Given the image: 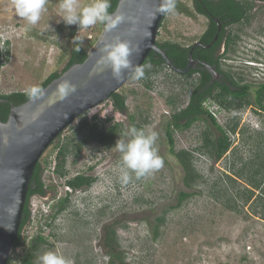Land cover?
I'll return each mask as SVG.
<instances>
[{
  "label": "rangeland",
  "instance_id": "374dc122",
  "mask_svg": "<svg viewBox=\"0 0 264 264\" xmlns=\"http://www.w3.org/2000/svg\"><path fill=\"white\" fill-rule=\"evenodd\" d=\"M79 3L83 6L91 0H79ZM176 3L183 8L189 0H176ZM58 5L59 0H48L47 10L38 24L28 26L13 11L12 0H0V45L9 42V57L0 69V94L39 86L51 73L65 66L74 38L86 37L93 45L99 37L102 30L99 24L80 31L77 25H66L60 19ZM163 20L158 39L181 43L185 37L192 39L201 22L199 17L192 20L179 12L166 15ZM147 81L149 87L145 86ZM182 85L181 79L165 67L146 79L130 78L119 91L125 99V113L113 111L110 101H106L74 120L57 137L38 160L47 192L43 197L30 199L31 216L23 230L24 245L11 252L10 264L18 263L29 249L32 237L38 234L45 239L42 252L55 250L74 264H108L111 257L114 264H120L116 254H121L122 264H264V179L244 203L241 191L250 189L249 176L233 173L241 172L239 169L258 152L264 155V144L257 142L259 135L264 137V117L260 121V117L255 118L247 111L238 113L240 122L232 133L229 118L233 115L226 112L218 115V124L230 141V150L220 161L206 153L195 156V169L201 179L194 187L186 188L183 170L170 154L164 135L172 108H181L185 102ZM170 98L175 99L173 107L167 102ZM130 116L139 129L158 133L156 147L164 166L139 180L133 177L125 185L119 179L121 153L113 148L123 134L117 135L109 145H101L94 134L106 133L117 123L126 132ZM92 125H96L95 130L91 129ZM206 128L213 137L217 134L205 122H197L188 130H174V151L199 146L200 133ZM83 139L87 142L75 156L70 144L75 146ZM64 144L71 146L64 164L67 175L58 177L53 168L57 150ZM77 173H86L96 178V182L88 189L70 192L65 210L51 218L56 204L67 196L65 181ZM224 175L234 182H228ZM181 192L192 195L180 207L169 210L175 207ZM159 217L164 221L154 239L153 227ZM110 231L114 232L115 243L108 241ZM28 238H31L29 243Z\"/></svg>",
  "mask_w": 264,
  "mask_h": 264
},
{
  "label": "water",
  "instance_id": "95a60500",
  "mask_svg": "<svg viewBox=\"0 0 264 264\" xmlns=\"http://www.w3.org/2000/svg\"><path fill=\"white\" fill-rule=\"evenodd\" d=\"M158 3L159 0H118L112 14L124 15L134 24L122 23L112 32L102 28L82 63L72 65L45 86L41 99L11 106L6 122L0 120V264L8 263L29 182L41 155L74 120L102 105L131 78V74H126L120 81L114 80L110 70L98 63L100 48L118 37L142 49L139 56L130 57L134 65H142L149 52L154 51L168 68L176 70L156 45L159 25L165 16L156 14ZM63 80L75 84L77 91L60 100L56 86Z\"/></svg>",
  "mask_w": 264,
  "mask_h": 264
},
{
  "label": "flooded vegetation",
  "instance_id": "af4514ba",
  "mask_svg": "<svg viewBox=\"0 0 264 264\" xmlns=\"http://www.w3.org/2000/svg\"><path fill=\"white\" fill-rule=\"evenodd\" d=\"M183 8V14L192 20L199 17L201 21L192 39L185 37L182 43L173 39H158L166 15L156 36V45L176 70L168 68L166 64L165 68L183 82L186 98L178 110L187 109L191 104L195 108L199 105L207 112L212 107L219 116L222 112L232 114L229 119L232 125L237 124L236 128L241 118L238 113L244 111L253 114L255 118L260 117L262 121L264 0H189V4L183 5ZM173 44L178 45L183 53V66L180 68L174 65L177 59L173 63L169 57L174 54L170 47ZM154 54L155 59L157 56L162 59L156 52ZM184 69L187 71L182 74L177 72ZM199 87L201 89L195 93ZM229 119L224 118V121ZM185 121L189 119L181 123ZM197 122H205L218 135L215 127L202 117L193 119L187 129L175 130H188ZM194 155L197 153L194 152ZM224 155L215 161H220Z\"/></svg>",
  "mask_w": 264,
  "mask_h": 264
},
{
  "label": "trees",
  "instance_id": "16d2710c",
  "mask_svg": "<svg viewBox=\"0 0 264 264\" xmlns=\"http://www.w3.org/2000/svg\"><path fill=\"white\" fill-rule=\"evenodd\" d=\"M117 2L118 0H111V7L109 9L110 13H113V11L115 10ZM177 12L184 13V8H182V5H178V3H177ZM100 26L103 28L102 25ZM80 36L81 35H79L78 37ZM80 39H83L84 41L82 42V40ZM80 39L78 38L73 39V42L69 48L68 59H67L65 66L60 71L53 72L48 77H46V79L42 83H40L39 85L40 87L44 88L52 80L61 76L69 67H71L74 64H80L85 60L89 46L92 44H90L89 39H87L86 37H83ZM8 47H9L8 41H3L2 44L0 45V69L4 65V62L8 60V57H9ZM170 47L173 50L172 53L174 54H170L169 57L171 58L173 63L177 59V61L174 63L176 67H179V68L182 67L183 66V59H182L183 53H182L181 48H179V46L175 44L170 45ZM77 49H79V51H77ZM154 56H156V54H154L153 51L149 52L143 64L141 65V66H144L145 74L143 78L145 79L151 77V74L157 73L159 72L160 69L166 67L164 61L160 57L157 56V59H155ZM149 83L150 82L147 81L145 86L149 87ZM199 89H201V87L197 88L195 90V93H198ZM119 91L117 93H113L107 101H110V105L113 111L123 114L126 112L125 99L119 93ZM0 100H1L0 120L2 122H6L11 106L17 107L28 101L25 95V91L23 92L16 91V92H12L9 94H0ZM167 102L172 107L175 105L174 98L168 99ZM83 115L80 117H83ZM200 117L206 119V121H208L213 127H215L216 131L218 132V135H215L213 137V134L211 133V131L206 128L204 131L201 132V141H200L199 146H195L191 150H187V151L181 150V151L175 152L173 131L175 129L182 130V129L189 128L190 122L193 119L200 118ZM186 119H189V121H185L184 123H181V121L186 120ZM129 122H130L129 127L135 126L138 129L140 128L139 126L135 124L133 116L129 117ZM84 123L85 121H83L82 124ZM236 126L237 124H233V125L231 124V126L229 127L232 133L235 132ZM91 129L95 130L96 125H92ZM121 133L124 134L125 132L121 129L120 125L117 123L113 125L112 127H110L106 133L98 132L94 134V136L101 145H109L110 143H113L117 135ZM164 135L167 141V145L169 147L170 154L176 159V161L178 162V164L181 166L183 170V174H184L183 184L186 188L194 187L195 184L201 179L200 173L195 169V160H194L195 156L197 155L200 156L206 153V155H209L213 157L214 160H217L221 156H223L226 152H229L230 150V141L227 137L226 132L218 125V123L213 118V116H211L207 111L200 108L199 105H198V108H195L191 104L187 109H183V110L182 109L178 110L174 106L172 108L168 121L165 125ZM60 136L61 134L58 136V138ZM257 140L259 144L261 143L264 144L263 135H259ZM86 142H87V139H83L82 141L77 143L75 146L73 144H70L74 147V149L72 150L74 151L75 156L79 154L82 145L85 144ZM70 145L69 144L61 145L59 146L57 150L53 172L58 177H66L67 175V171L65 170L64 164H65V158L67 154L71 151ZM194 152H196L197 155H194ZM245 164L247 165L239 169V170H242L241 172L233 171V173L236 176H241L240 175L241 173H245L246 177L249 176L247 177L248 178L247 182L250 185V189L243 188L241 191V194H242L241 199L244 200V203L249 201L254 191L260 187L261 182L264 179V155H262L261 152H258L255 158L252 159V161L250 162L248 161ZM91 168L92 167H89V169ZM247 168H248V171H250L249 173L250 175H247ZM231 170H233V167ZM42 174H43V168L40 162L38 161L33 170V173H32V176L29 182L27 195H26V201H25V205L23 208L22 219H21L17 237L13 243L12 253L15 251L16 248L24 245L23 228L28 223V221L30 220V216H31L30 215L31 211L29 207L30 199L33 196H36L38 198L43 197L47 192V188L45 187L43 183ZM224 177L228 180V182H232V183L234 182L231 177L227 175H224ZM95 182H96V178L92 176H88L86 173H79L75 175L74 177L67 179L65 181V186L67 188V191H66L67 196L56 204V207H54L55 212L53 213L51 218H55L58 214H61L65 210L69 202V198L71 196L70 192L77 191L82 188L88 189ZM226 191L227 190H225V192ZM239 194H240L239 191H237L238 198H240ZM191 195L192 194L186 193V192L179 193L177 204L175 205V207H170L169 210H173V208L180 207L181 204L185 200L189 199ZM231 210H233V208H231ZM163 221H164V218L162 217L156 218L155 220L156 225L153 227V232H152L154 239L158 237V227L161 223H163ZM114 237H115L114 232L110 231V236L108 237V241H110L111 243H115ZM30 242L31 243L29 245V249L19 259L17 264H37V257L41 253H43L41 245L43 242H45V239L41 235L38 234L34 238L32 237ZM116 257L118 258V260H120V264H122L123 259H122L121 254L119 255L116 254ZM112 260L113 258L111 257V261H109L108 264H114ZM11 261L12 260L10 256L7 264H10Z\"/></svg>",
  "mask_w": 264,
  "mask_h": 264
},
{
  "label": "clouds",
  "instance_id": "9594fccd",
  "mask_svg": "<svg viewBox=\"0 0 264 264\" xmlns=\"http://www.w3.org/2000/svg\"><path fill=\"white\" fill-rule=\"evenodd\" d=\"M47 4L48 0H12L13 11L26 21L28 26L38 24L42 14L47 10ZM58 7L61 13L60 19L66 25H77L79 31L99 24L103 26L105 32H112L122 23L134 24V21L127 20L124 15H114L109 12L111 0H91V3L83 6L79 0H59ZM155 12L161 15H176V0H159ZM28 30L29 28L26 27L25 31ZM141 52L142 49L138 46L134 48L130 41L117 37L100 48L98 63L108 68L116 81L123 79L126 74H131L134 81H139L144 77V66L134 65L130 57L134 54L139 56ZM76 91V85L68 80H63L56 86V96L60 100L75 94ZM25 95L29 102H36L45 95V89L31 85L25 89ZM157 140V132H146L135 126H130L123 134V138L116 140L113 148L121 153L119 179L122 184H128L133 177L137 180L147 177L163 168L164 159L158 154ZM37 264H74V262L55 250H47L37 257Z\"/></svg>",
  "mask_w": 264,
  "mask_h": 264
},
{
  "label": "built area",
  "instance_id": "2783aa9c",
  "mask_svg": "<svg viewBox=\"0 0 264 264\" xmlns=\"http://www.w3.org/2000/svg\"><path fill=\"white\" fill-rule=\"evenodd\" d=\"M208 113H209L211 116H213V118L216 120L217 123L220 122V121H219V118H218V115H219V114L216 112V110H215L214 108L210 107V108L208 109ZM30 239H31V238H30ZM30 239H29V238L27 239V243H29ZM25 241H26V238H25ZM18 248H19V247H18ZM18 248H16L15 251H16Z\"/></svg>",
  "mask_w": 264,
  "mask_h": 264
}]
</instances>
